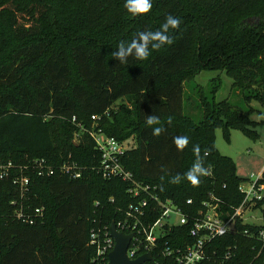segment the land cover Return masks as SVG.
<instances>
[{
  "label": "trees",
  "instance_id": "trees-1",
  "mask_svg": "<svg viewBox=\"0 0 264 264\" xmlns=\"http://www.w3.org/2000/svg\"><path fill=\"white\" fill-rule=\"evenodd\" d=\"M260 1L152 0L148 13L132 16L125 0H0L12 41L7 58L0 59V170L13 165L0 178V264H106L96 257L90 235L122 219L133 198L127 182L97 173L99 153L84 129H100L119 141L134 137L136 145L125 151L122 165L135 179L157 185L160 197L172 199L184 213L194 215L210 197L223 218L235 213L245 180L236 175L231 158L216 149L215 129L221 127L228 138L229 130L238 128L255 139L258 122L250 116L258 110L202 92L195 121L183 111V85L188 75L225 70L235 74L232 88L244 103L264 105V7L254 9ZM168 15L181 20L167 33L171 44L150 50L132 72L140 60L130 56L121 64L113 58L121 42L160 30ZM3 50L0 41V54ZM213 84L215 93L218 79ZM118 100L124 104L115 109ZM152 114L160 118L153 127H163L158 135L145 123ZM185 135L189 144L178 150L174 138ZM194 145L208 175L196 186L186 179L171 183L195 162ZM35 159L51 166L75 160L85 170L78 180L38 176L29 168ZM20 174L30 179L23 198L13 181ZM19 203L43 208L42 221L28 225L17 219ZM263 205L264 196L253 207ZM158 214L156 208L148 221ZM189 227L190 222L165 227L148 264H177L161 250L191 243ZM261 232L264 224H247L235 215L234 230L208 242L200 264H264Z\"/></svg>",
  "mask_w": 264,
  "mask_h": 264
},
{
  "label": "built area",
  "instance_id": "built-area-1",
  "mask_svg": "<svg viewBox=\"0 0 264 264\" xmlns=\"http://www.w3.org/2000/svg\"><path fill=\"white\" fill-rule=\"evenodd\" d=\"M91 119L96 120L98 117L92 115ZM71 121L76 123L75 117H72ZM84 130L93 139L95 148L99 153L97 173L104 179L118 178L128 183L126 192L133 198V201L125 208L123 218L115 224L118 231L126 234L133 233L126 250V256L130 260L136 259L145 253H150L152 259L144 262V264L153 262L152 249L157 247L158 239L165 234V227L171 229L175 224L190 222L188 233L193 238L192 242L185 243L183 247L165 246L161 252L165 257H173L177 264H200L207 257L208 242L232 232L234 230L235 215L241 216V209H250L249 206H252L264 196L262 192L263 185L259 183L261 172L255 181H250L247 189L240 185L239 189L244 194L243 200L232 216L223 218L218 203L211 202L216 200L213 197H210L208 201L204 200L194 215L186 214L172 199H162L158 193L157 185L135 179L133 173L122 165L121 158L125 151L130 148L126 141H119L113 136H108L100 129ZM11 167H13L11 163L1 166L0 178L6 176ZM29 168H31L32 173L38 176L58 174L70 180L80 179L85 170V167L75 160H66L57 166H51L44 159H35L31 162ZM13 181L19 186L20 195L23 198L29 190V177L20 174L15 176ZM191 202V199L187 200V204H191ZM15 203L12 202L13 205ZM246 205L248 206L246 207ZM156 208L160 214L153 222L148 221V217ZM14 211L16 218L28 225H34L42 221L44 214L41 207L29 209L23 207L21 203L15 207ZM172 217L176 218L177 221L172 220ZM260 235L264 238L263 232ZM89 241L96 249V257L106 260V264H108V254L114 247V239L110 236L109 227L105 228L102 233L93 231Z\"/></svg>",
  "mask_w": 264,
  "mask_h": 264
},
{
  "label": "rangeland",
  "instance_id": "rangeland-1",
  "mask_svg": "<svg viewBox=\"0 0 264 264\" xmlns=\"http://www.w3.org/2000/svg\"><path fill=\"white\" fill-rule=\"evenodd\" d=\"M20 2L24 3L27 2V0H20ZM261 7H264V0L257 3L254 9L258 11ZM9 30L10 27L6 19V14L2 13L0 15V41L2 45H4V50L0 54L1 60L7 58L8 52L12 48V41L8 39L10 36ZM152 53L151 51L150 55H152ZM145 61L146 60L140 61L134 66L135 68L132 67L129 71L132 72L136 70V67H140ZM236 76H240V73L236 74ZM233 77H235V74L227 73L225 70L206 69L193 76L188 75L184 80L182 105L184 113L190 115L195 121H198L201 116L197 109V105L199 106V94L202 92L209 99L214 98L216 101L227 99L239 107L248 108V106H251L258 110V112H254L250 116L252 120L258 122L255 127L258 136L255 139L249 138L238 128L230 129L228 138H225L221 127L215 129L216 149L220 154L231 158L235 165L236 175L245 180L240 185L247 189L250 181H255L258 175L264 170V105L257 101H251L249 105L244 103L241 94L232 88ZM217 79L219 81V87L214 93L211 88L214 86L213 80L216 81ZM244 80L247 81L248 79L246 78ZM24 84L23 81L22 85ZM253 84H251V86ZM122 104H124V102L118 100L114 108L117 109ZM190 110H192V112H190ZM126 143L130 146H135L136 139L132 137L127 140ZM259 183L263 185L262 192L264 194V180L260 179ZM253 206L254 204L249 206L250 209L240 210L243 222L253 225L264 224V205L258 208H254ZM172 220L175 222L177 221L174 217H172Z\"/></svg>",
  "mask_w": 264,
  "mask_h": 264
},
{
  "label": "clouds",
  "instance_id": "clouds-1",
  "mask_svg": "<svg viewBox=\"0 0 264 264\" xmlns=\"http://www.w3.org/2000/svg\"><path fill=\"white\" fill-rule=\"evenodd\" d=\"M125 9L132 16L148 13L152 8V0H125ZM181 20L173 15H168L165 23L160 30L140 32L136 38L129 43L121 42L118 49L112 53L113 58L118 60L121 64L127 63L128 58L134 57L136 60H146L150 54V50H159L166 44H171L172 41L168 36L169 29H176L179 27ZM146 125L152 128L153 134L158 135L163 131V127H153L160 124V118L154 114L146 116ZM171 123V121H169ZM174 144L178 150H183L189 144L188 136H177L174 138ZM193 152L196 154V160L191 168L184 173L183 177L176 175L171 179V183H179L181 179H186L193 186L198 185L201 176L208 175V169L204 167L203 160L200 158V148L198 145L193 146Z\"/></svg>",
  "mask_w": 264,
  "mask_h": 264
},
{
  "label": "water",
  "instance_id": "water-1",
  "mask_svg": "<svg viewBox=\"0 0 264 264\" xmlns=\"http://www.w3.org/2000/svg\"><path fill=\"white\" fill-rule=\"evenodd\" d=\"M109 232L114 239V247L108 254V264H144V262L152 259L150 253H145L133 260L128 259L126 250L133 233L126 234L118 231L115 222L110 224Z\"/></svg>",
  "mask_w": 264,
  "mask_h": 264
}]
</instances>
